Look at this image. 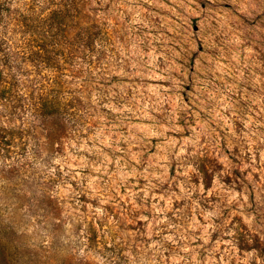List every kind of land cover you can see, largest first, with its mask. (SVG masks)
<instances>
[{"label":"rangeland","instance_id":"374dc122","mask_svg":"<svg viewBox=\"0 0 264 264\" xmlns=\"http://www.w3.org/2000/svg\"><path fill=\"white\" fill-rule=\"evenodd\" d=\"M247 236L264 0H0V264H264Z\"/></svg>","mask_w":264,"mask_h":264},{"label":"trees","instance_id":"16d2710c","mask_svg":"<svg viewBox=\"0 0 264 264\" xmlns=\"http://www.w3.org/2000/svg\"><path fill=\"white\" fill-rule=\"evenodd\" d=\"M48 107H52V110H49ZM40 109H45L46 112L42 113L41 117L39 118L40 122L44 125L46 131L51 130L50 127V123L53 122L56 118V107L54 102H46L43 101L40 105ZM47 122V123H46ZM248 240H252L253 244L252 247L257 250L260 254L264 255V248L262 245H260V242H257V237L254 236V238L252 236H247ZM93 239V236H89L88 234L85 235V240L87 242H90V240ZM263 244V243H262Z\"/></svg>","mask_w":264,"mask_h":264}]
</instances>
